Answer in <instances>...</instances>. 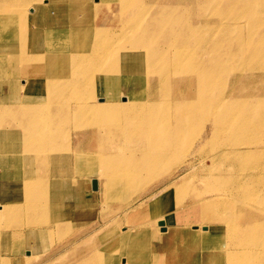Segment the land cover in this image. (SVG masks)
<instances>
[{"label":"rangeland","instance_id":"rangeland-1","mask_svg":"<svg viewBox=\"0 0 264 264\" xmlns=\"http://www.w3.org/2000/svg\"><path fill=\"white\" fill-rule=\"evenodd\" d=\"M90 2L92 11L87 14L114 26L113 33L97 37L99 44H110L109 48L114 49L131 48L136 43L132 27L147 26L150 33L141 36L140 41L150 43L165 55L167 68L154 57L147 66L150 71L145 74L149 77L148 84L144 78V86L146 92L156 90L162 101L154 100L137 114L145 115L140 121L142 126L125 127L120 121H112V130L105 129L103 140L95 142L89 131L95 130L96 125H78L81 122L77 118L66 116L71 113L66 104L53 105L49 100L43 103L46 108L53 106L50 115L63 112L61 117L69 120L56 132L54 151L49 148L51 134L40 136L46 147L42 153L58 154L63 164L57 158L44 167V162L37 159L21 163L20 169H26L25 176L31 172L35 179H64L70 185L77 181L79 184L71 188H61L58 182L38 186L34 196L29 197L23 195L21 188L17 194H6L5 185L0 182V203H13L16 209L1 218L2 229L18 227L17 233H26L29 226L56 224L34 243L28 254L27 244H16L13 237L1 236L0 255L4 257L0 264H264V0ZM2 48L6 55L21 57L15 47ZM30 50L23 52L24 59L31 56ZM206 64L209 69L203 68ZM5 67L0 62V71ZM197 74L205 79L209 74L215 75L204 92L198 91ZM187 78L194 79V85ZM22 79L16 80L18 83L13 78L4 79L1 88L9 90L12 84L22 85ZM70 96L68 99L74 104ZM99 96L98 89H90L82 109L91 105L89 114L107 119L113 107L104 102L96 106ZM20 97L27 101L30 94ZM120 113L119 107L117 115ZM161 115L167 116L164 119L170 126L155 128L148 144L137 142L144 135L143 128L149 129V123ZM48 123L49 119H39L43 127ZM169 135L177 137V146L164 147L155 141ZM121 138L134 143L135 149L112 159L107 152L93 153L91 145L98 149L104 142H118ZM68 139L72 141L69 149ZM77 139L85 142V149H75ZM154 148L175 154L155 165L140 163L139 157L149 155ZM3 167L0 163V170ZM94 177L99 181L95 190ZM195 195H199L197 201ZM179 199L185 201V206L173 209ZM216 199L219 200L215 205H209ZM70 202L76 208L69 215L65 211ZM53 204L57 207L50 209ZM146 211L152 213L147 221L156 217L157 211L163 214L154 224L141 225L142 230L135 236L121 239L120 235L140 226L128 219L140 218ZM193 213L201 214L205 224L193 229ZM191 214V220L185 221ZM250 217L256 221L246 222ZM151 235L165 238L166 242L158 246L152 241L145 256L138 243ZM200 242L210 244L208 256L201 249L190 248ZM116 250L120 252L117 258Z\"/></svg>","mask_w":264,"mask_h":264},{"label":"bare ground","instance_id":"bare-ground-1","mask_svg":"<svg viewBox=\"0 0 264 264\" xmlns=\"http://www.w3.org/2000/svg\"><path fill=\"white\" fill-rule=\"evenodd\" d=\"M92 9L95 13L96 7ZM91 11L90 0H0V62L3 61L7 65L0 71V84L3 83L4 79L11 80V78L15 80V83H18L16 80H21L22 76H27L26 79H22V85H20L21 83L12 84L9 90L6 87L2 89L0 85V163L4 166L0 170V182L5 185L6 194H17L18 188H21L23 193H25L23 195L33 197L34 195L32 194L38 190V186L43 188V186L48 187L54 182H58L61 188L64 186L71 188L79 184L77 181L75 182L76 185H70L64 179L51 182L50 180L35 179L31 172L25 176L26 169H20V165L23 162L33 163V161L40 159L41 162H44L43 166L45 167L48 166L50 161L54 163L58 158V154L45 155L42 153L46 147L42 145L40 136L51 134L49 148L54 151L57 146L56 132L69 120L61 117L63 112L57 116L50 115L49 109L53 106L49 104V108H46L43 105L45 101L49 100L53 105L66 104L67 111H71V113L67 112L66 114L65 111L64 113L67 117L71 115V120L72 118H77L81 122L78 125H96L95 130L89 131L92 136L94 135V142L103 140L101 134L105 129L112 130V126L109 125L112 121H120V125L125 127L128 125V127L135 126L136 128L142 126L140 121L145 115L137 117V114L143 113L145 108L154 100L159 99L162 101L156 90L153 89L150 92H146L147 86H144V78H146V83L148 82L149 76L147 77L145 74L150 71L147 66H150L151 61L161 60L165 63L163 68H167L165 55L152 48L150 43L145 45L144 42L140 41L141 36H147L150 33L147 26L144 29H141L139 25L132 27V37L134 38L135 36L136 41L133 47L122 46L119 48L118 46L115 49L109 48L110 44H99L97 37L101 34H108V32L110 34L113 33L114 26L109 24L107 20L98 22L94 19V15L87 14L88 12L91 13ZM136 21L139 20L137 19L134 22ZM23 26L26 28H21ZM6 41H9V43L4 44ZM3 45L7 49L15 47V50L21 52V57L15 58L13 55L4 54ZM27 48L31 49V56L26 60L23 58V52ZM174 53L177 52L175 51ZM178 54L181 55V51H178ZM208 66L206 64L203 68L209 69ZM214 78V74L212 76L209 74L206 79L202 74H197L196 85L199 89L198 91H206L205 89L209 88ZM187 79L194 85V79ZM153 81L157 82L155 79ZM153 85L157 84L153 83ZM90 89H98L100 92V96L95 100L96 106L104 102L113 107V112L109 118L105 119V117L89 114L93 108L91 105L82 109V104L86 100V95ZM23 94H30V98L27 101L22 100L23 97L19 98V96H23ZM68 95L72 96L74 104L69 101ZM119 107L121 113L117 115V108ZM7 112L12 113L7 114ZM232 113L235 114V111H232ZM41 118L49 119L48 125L41 126L39 124V119ZM164 118H167V116L155 117L149 123V129L143 128L142 132L144 135L137 142L148 144L153 137L155 128L170 126L169 122L165 121ZM78 125L76 127H79ZM175 138L177 139V137L169 135L157 138L155 141L164 147H175L178 144ZM75 143V149H85L84 146L86 145H84L85 142L83 140L77 139ZM66 145L68 149L71 148L72 141L68 139ZM91 146L95 150L93 153L98 154L97 151L99 153L107 152L109 159L119 157L135 149L134 143L124 138L119 139L118 142H104L98 149H95L96 146L94 147V144ZM237 151H239V148ZM174 154L175 152L168 154L166 150L154 148L149 155L139 157V162L145 165H155L166 161L170 155L173 156ZM59 160L60 158H58L57 162L63 164ZM22 171L24 172L22 173ZM251 175L253 174L251 173ZM67 179L71 180L69 176H67ZM244 182L246 183V180ZM195 196L194 199L197 201L199 195ZM136 199H138L137 196ZM218 200L211 201L209 205L213 203L215 205ZM185 204V201L179 199L173 209H180ZM56 207L57 204H53L49 208L55 209ZM170 207L172 208V204ZM75 208L76 205H71L70 202L66 207L65 214H69ZM0 210L3 212L2 216H0V222L4 220L1 218H5L8 214L10 215L16 211L13 203L4 204L2 202L0 203ZM161 214L163 213H158L157 211L156 217L150 218L148 221L147 219L152 213L137 219H128L129 222H134L137 226H140L135 231H128L120 235L121 239L135 236L142 230L140 229L141 225L150 226L154 224L160 220L157 218H161ZM193 214L186 217L185 221H190ZM193 218H195V221L191 224L193 229L205 224L201 214H194ZM247 220L246 222L256 221V219L251 217ZM54 226H56L55 223L46 222V225L40 223L36 226L27 227L26 233H17L18 227L9 228V230L7 227L3 229L0 227V238L5 235L9 236L8 238L11 236L16 244H27L29 248L25 254H28L33 251L34 243L37 240L40 241L45 233L53 229ZM206 231L207 228L205 229ZM152 241L161 246L166 242V239L151 235L149 238L147 237L140 241L138 246L142 249L145 256L147 255V245ZM192 246H194L193 250L200 251L201 249L205 255H209L211 246L208 242L192 244L190 248ZM7 250L13 251L16 249L9 248ZM248 250L250 251V248ZM117 251L114 252L115 258L120 256V252ZM2 257L4 256L0 255V261H3ZM107 264L112 263L107 262Z\"/></svg>","mask_w":264,"mask_h":264},{"label":"water","instance_id":"water-1","mask_svg":"<svg viewBox=\"0 0 264 264\" xmlns=\"http://www.w3.org/2000/svg\"><path fill=\"white\" fill-rule=\"evenodd\" d=\"M92 187L94 188V189H98V187H99V181H98V179L97 178H92Z\"/></svg>","mask_w":264,"mask_h":264}]
</instances>
